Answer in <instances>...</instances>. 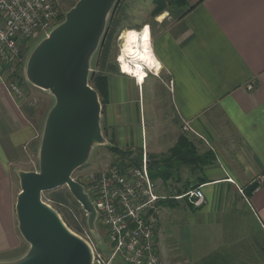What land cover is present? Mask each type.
<instances>
[{
    "label": "crops",
    "instance_id": "0c3cea01",
    "mask_svg": "<svg viewBox=\"0 0 264 264\" xmlns=\"http://www.w3.org/2000/svg\"><path fill=\"white\" fill-rule=\"evenodd\" d=\"M168 10L154 18L150 37L157 70L169 77L174 125L165 130L168 146L148 144L141 127L137 155L145 150L148 161H159L184 134L199 153L211 150L215 161L202 172L181 167L172 178L150 176L156 193L166 196L205 178L198 186L201 206L172 196L158 203L161 264H254L261 252L262 264L263 247L254 237L264 244V0H185ZM1 71L0 261H7L21 256L27 243L17 228L13 169L39 132ZM126 86L109 76L102 127L110 145L133 152ZM253 182L257 187L247 196L244 189Z\"/></svg>",
    "mask_w": 264,
    "mask_h": 264
},
{
    "label": "water",
    "instance_id": "95a60500",
    "mask_svg": "<svg viewBox=\"0 0 264 264\" xmlns=\"http://www.w3.org/2000/svg\"><path fill=\"white\" fill-rule=\"evenodd\" d=\"M117 0H77L62 22L32 50L26 79L54 97L42 129L38 170H18L15 200L17 228L27 242L19 257L0 264H93V248L71 232L42 193L63 185L86 212L96 232L97 211L72 173L88 159L94 145L105 143L100 127L101 103L88 83L90 59ZM100 247V246H99Z\"/></svg>",
    "mask_w": 264,
    "mask_h": 264
},
{
    "label": "rangeland",
    "instance_id": "374dc122",
    "mask_svg": "<svg viewBox=\"0 0 264 264\" xmlns=\"http://www.w3.org/2000/svg\"><path fill=\"white\" fill-rule=\"evenodd\" d=\"M76 1L77 0H57V14L52 23L44 30L36 31L32 36L19 38L17 40L18 54L16 58L12 59L9 63L7 61L8 64H4L0 61L1 72L5 76V80L16 86L17 89L13 94L19 100L21 107H23V109L30 114L34 122L37 123L36 125L38 126L39 132L36 145L33 146L32 150L28 149L26 151L22 157L21 163H19L20 166L13 169L14 177L18 184L19 179L16 171L38 170V148L42 129L45 118L54 104V97L49 91L32 85L26 79V63L35 46L45 37L53 26L63 21L65 13L76 3ZM153 1L154 0H117L108 14L105 31L100 38L96 50L91 56L89 76L92 73L102 72L107 73L109 76L113 75L117 81H126V88L130 92V100L127 101L129 123L126 126V131L132 133V142L137 148L134 150L135 152L127 153L125 156L115 153L114 150L111 149L114 145H110L108 137L103 130L101 111L100 127L105 138V143L94 145L86 162L74 170L71 175L72 178L81 183L84 188H86L85 185L88 182L89 174L91 172L100 171L111 164H122V159L129 157L128 155L131 153H135L136 156H134V160H138L139 156L137 154H139L141 150V127H143L142 129L145 134L144 140L147 141L148 144H152L155 141L165 143L166 145L168 144L166 142L165 130L167 127L172 126V124L174 125V121L169 96L170 81L167 73L163 68H158V70L156 69L155 71L146 70L147 77L143 84L137 85L134 78L120 71L119 62L117 61L128 30L135 29L142 32L143 30L148 29V25L151 26V36L153 32L154 18L159 16V14H165L162 13L163 11L155 12ZM168 9L170 8L167 7V10L165 11H169ZM114 21L117 22L116 26L113 28L111 53L106 61L107 64H112L114 69L106 70L101 66L98 58L100 57L101 44L105 41L109 29H112L111 25H113ZM89 84L92 86L91 83ZM102 108L101 105V109ZM56 192L65 193L67 198L57 199L58 195L55 194ZM42 200L59 214L71 232L88 241L92 247L100 246L99 248L102 251L106 250L107 241L104 237L103 229L97 221L95 223L97 228L96 232H92L88 229L86 212L70 194L67 186L63 185L52 191L42 193ZM257 237H254L255 245L262 246V251H264L263 240H261L259 234H257ZM196 244L197 242H195V246ZM27 248L28 244L26 243V247L23 249L24 252ZM254 257V264H261V261L258 262V260H261V257H263L262 252L258 257L256 255ZM113 263L124 264L120 257H116ZM262 264H264L263 258Z\"/></svg>",
    "mask_w": 264,
    "mask_h": 264
},
{
    "label": "built area",
    "instance_id": "2783aa9c",
    "mask_svg": "<svg viewBox=\"0 0 264 264\" xmlns=\"http://www.w3.org/2000/svg\"><path fill=\"white\" fill-rule=\"evenodd\" d=\"M56 3L57 0H0V61L8 64L16 58L19 38L32 36L52 23L57 14ZM5 83L12 93L16 91L13 83ZM186 129L188 126L184 125L183 130ZM128 156L122 164L91 172L85 185L107 241L105 251L92 247L93 264H113L116 257L125 264H161L156 244L158 203L172 195L156 193L145 150L137 162L135 153ZM172 197L187 198L196 207L203 202L200 187Z\"/></svg>",
    "mask_w": 264,
    "mask_h": 264
},
{
    "label": "trees",
    "instance_id": "16d2710c",
    "mask_svg": "<svg viewBox=\"0 0 264 264\" xmlns=\"http://www.w3.org/2000/svg\"><path fill=\"white\" fill-rule=\"evenodd\" d=\"M153 2L155 12L165 11L167 10V7L171 8V6L177 4H180L182 6L183 4H185V0H154ZM116 22L117 21H114L113 25H111L112 29H109V31L107 32L105 41L101 44L100 57L98 58L101 66L106 70L114 69L113 65L107 64L106 61L111 53L112 34L114 31L113 28L116 26ZM108 79L109 75L102 72L92 73L89 76V83H91L92 87L98 93L100 103L103 107L102 110L104 109L108 98ZM111 149H113L115 153H119L124 156L127 153H130V151L120 149L116 146H112ZM137 161L138 160H135V162ZM214 161L215 156L211 150L208 149L199 153L193 142L186 135L181 134L178 137L175 145L170 149L169 156L159 161L149 159L148 169L151 178L154 179L160 177L165 180L168 178H172L173 175L176 176L175 173L178 175L181 167H188L191 172H202L204 166L212 164ZM176 178L177 180L180 179L179 177ZM204 180L205 178L199 177V181L197 182L191 184L187 182L182 183V186L178 189L179 194L180 192H184L183 190H186L190 187H198ZM256 187V182L247 185L244 189L246 195L250 196V194L253 192V190H255ZM55 194L58 195L57 199L67 198V195L65 193L56 192ZM211 264L213 263L211 262Z\"/></svg>",
    "mask_w": 264,
    "mask_h": 264
},
{
    "label": "bare ground",
    "instance_id": "6f19581e",
    "mask_svg": "<svg viewBox=\"0 0 264 264\" xmlns=\"http://www.w3.org/2000/svg\"><path fill=\"white\" fill-rule=\"evenodd\" d=\"M117 61L121 72L141 83L147 77L146 70L155 71L157 61L152 51L149 29L142 32L135 29L128 30Z\"/></svg>",
    "mask_w": 264,
    "mask_h": 264
}]
</instances>
